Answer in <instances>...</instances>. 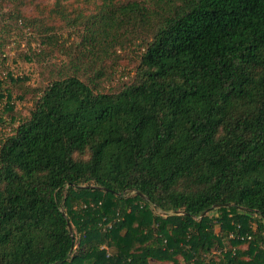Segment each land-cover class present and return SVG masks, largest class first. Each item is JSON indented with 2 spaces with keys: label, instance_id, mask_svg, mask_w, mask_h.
I'll use <instances>...</instances> for the list:
<instances>
[{
  "label": "trees",
  "instance_id": "1",
  "mask_svg": "<svg viewBox=\"0 0 264 264\" xmlns=\"http://www.w3.org/2000/svg\"><path fill=\"white\" fill-rule=\"evenodd\" d=\"M25 38L69 68L0 135V264H264V0H0Z\"/></svg>",
  "mask_w": 264,
  "mask_h": 264
},
{
  "label": "rangeland",
  "instance_id": "2",
  "mask_svg": "<svg viewBox=\"0 0 264 264\" xmlns=\"http://www.w3.org/2000/svg\"><path fill=\"white\" fill-rule=\"evenodd\" d=\"M29 38L21 40L19 43H0V79L4 80L5 85L12 92L11 103L13 109L7 111L4 109V102L0 104V135L10 130V124L15 117L21 118L28 113L33 90L38 89L43 85L50 75L49 67H55V70L69 68V62L64 54L46 58L39 62L35 57L28 59L31 51L27 45ZM32 47L37 48V43L32 41ZM27 54V57H26ZM132 55L131 51L124 55L129 57ZM128 72V71H127ZM127 72L122 70V66L114 71L108 80L105 82L107 90H113L129 79ZM13 75L14 79L9 80L7 74Z\"/></svg>",
  "mask_w": 264,
  "mask_h": 264
},
{
  "label": "water",
  "instance_id": "3",
  "mask_svg": "<svg viewBox=\"0 0 264 264\" xmlns=\"http://www.w3.org/2000/svg\"><path fill=\"white\" fill-rule=\"evenodd\" d=\"M205 213H206V211L202 212V214H201V215H204Z\"/></svg>",
  "mask_w": 264,
  "mask_h": 264
}]
</instances>
